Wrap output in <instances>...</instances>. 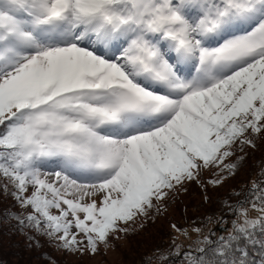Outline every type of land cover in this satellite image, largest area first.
I'll return each mask as SVG.
<instances>
[{
	"label": "snow or ice",
	"instance_id": "1",
	"mask_svg": "<svg viewBox=\"0 0 264 264\" xmlns=\"http://www.w3.org/2000/svg\"><path fill=\"white\" fill-rule=\"evenodd\" d=\"M260 138L264 0H0V187L30 209L7 212L21 232L95 253ZM258 175L222 231L174 225L191 242L148 264H254Z\"/></svg>",
	"mask_w": 264,
	"mask_h": 264
},
{
	"label": "rangeland",
	"instance_id": "2",
	"mask_svg": "<svg viewBox=\"0 0 264 264\" xmlns=\"http://www.w3.org/2000/svg\"><path fill=\"white\" fill-rule=\"evenodd\" d=\"M263 149L264 141L261 144L259 142L258 148H252L251 153L259 154ZM251 167L253 168V166L249 165L245 167L239 166L237 169L239 171L233 175L221 174L223 183L218 186L208 183L209 179L214 178L210 172L205 173L201 177L200 182L191 181L185 183L182 187L170 193L166 200L159 203V212L153 209L149 211L147 216H137L128 225H122V227H127L129 231L110 234L107 245L100 243L95 253L87 249L83 252H69L58 248V242L53 240V248L50 247L49 250L53 258L46 261L45 259L47 258L40 255L37 250L20 247L19 244L22 241L20 242L19 238H15L17 240L16 246L11 244L8 247V235H2L0 236V258L4 262L0 264H134L135 262L148 264V258L158 256L159 250L170 249L174 239L177 244L183 243L187 245L191 242L177 232L173 225L187 229L191 233L192 240L196 239V233L191 231L194 226H200L205 231H222L223 229L218 224V221L221 218H226L227 222L230 223L232 219L231 216H226L228 212L226 204L244 199L250 187V182L260 179L258 175L260 171L252 174L250 172ZM248 175H251V177L247 180ZM241 180L243 182L240 183ZM3 183V178H0V184ZM232 184L241 189L235 190ZM205 186L211 189H205ZM237 193H240V195H237ZM208 195L211 200L217 199L218 206L216 205V208L218 212L206 218L185 221L182 218V214L193 215L197 213V215H200L204 212V208L209 206L208 203H205ZM3 202L5 205L22 209L11 195L5 193L3 188L0 187V205H3ZM187 207L188 209H186ZM225 226H227V223ZM260 238L264 239V236H260ZM256 246L260 245H251L249 251L254 253L253 247ZM144 254L145 257L147 256L146 258H143ZM51 255L50 257H52ZM177 262L178 258H173V264H177ZM153 264H160V261L154 260Z\"/></svg>",
	"mask_w": 264,
	"mask_h": 264
},
{
	"label": "trees",
	"instance_id": "3",
	"mask_svg": "<svg viewBox=\"0 0 264 264\" xmlns=\"http://www.w3.org/2000/svg\"><path fill=\"white\" fill-rule=\"evenodd\" d=\"M262 141H264V138H260L259 140H257L255 147L245 146L243 151H240L239 149H237L236 156H233L231 158V160L237 161L238 157L242 156V157H244V159L242 162H240V167H245L248 165L253 166V168L252 167L250 168L251 169L250 172L252 174L256 173L257 171H260L262 169V167L264 166V149H263V151H260L259 154L251 153L252 152L251 149L252 148H258L259 142L261 144ZM238 171L239 170H237L236 172H238ZM247 177H248L247 178V180H248L251 177V175H248ZM241 182H243V180H241L240 183ZM232 187L235 190L240 188V187H237L233 184H232ZM205 189H211V188L205 186ZM208 194H209V191H208ZM205 203H208L209 206L207 208H204V212L201 213L200 215H197V213L193 214V215L182 214V218L185 221H189L191 219H196V218H199V219L206 218V217L211 216V215L218 212V210L216 208V205L218 206L217 199L211 200L210 196L208 195L207 198L205 199ZM2 204L3 205H0V236L8 235V241L7 242H9V243L7 246L10 247L11 244H12V246L13 245L16 246L17 240L15 238H19L20 242L21 241L24 242V244H22V242H21V244H19V246L22 247L23 249H25V248L26 249H28V248L35 249L39 252L40 255L47 258V259H45L46 261L50 260V258L52 259L53 256L51 255V251H49V250H50V247L53 248V245H54L53 239H50L44 235H40L33 229H25L23 232H21L15 226L17 224V222L15 220H9L7 217L8 210H12L14 212H26V211H30V209L25 210V209H19L18 207H11L10 205H5L4 202ZM176 206H177V204H176ZM188 207L186 209H188ZM5 219H8V220H5ZM29 235L35 237V240H30L28 238ZM253 252L254 253L249 251V254H250V257L252 258V260L254 261V264H260V261L263 260V257H264V248H262L260 246L253 247ZM50 255L52 257H50ZM38 257L40 258V256H38ZM146 257L144 254L143 258H146ZM3 262H4L3 259H1L0 263H3ZM138 263L139 262H135L134 264H138Z\"/></svg>",
	"mask_w": 264,
	"mask_h": 264
}]
</instances>
